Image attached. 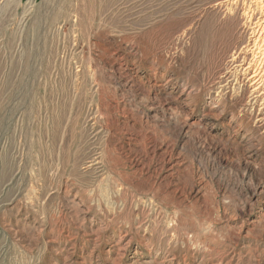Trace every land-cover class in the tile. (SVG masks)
Instances as JSON below:
<instances>
[{
	"label": "rangeland",
	"instance_id": "obj_1",
	"mask_svg": "<svg viewBox=\"0 0 264 264\" xmlns=\"http://www.w3.org/2000/svg\"><path fill=\"white\" fill-rule=\"evenodd\" d=\"M0 264H264V0H0Z\"/></svg>",
	"mask_w": 264,
	"mask_h": 264
},
{
	"label": "bare ground",
	"instance_id": "obj_2",
	"mask_svg": "<svg viewBox=\"0 0 264 264\" xmlns=\"http://www.w3.org/2000/svg\"><path fill=\"white\" fill-rule=\"evenodd\" d=\"M261 31H262V30H261ZM256 41H257V39H255L254 42H256ZM258 43H259V42H258ZM253 47H254V46H253ZM256 48H258V47H256ZM258 50H259V49H258ZM250 75H251V74H250ZM245 77H246V76H245ZM257 77H258V76L255 75V74H253V75L250 77V78L252 79V81H253L252 84H253V83L256 84V83L258 82V81H257V80H258ZM256 87H257V86H256ZM256 90H257V89H256Z\"/></svg>",
	"mask_w": 264,
	"mask_h": 264
}]
</instances>
